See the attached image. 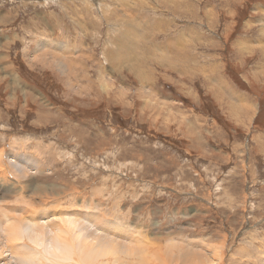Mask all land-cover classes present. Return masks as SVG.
Returning a JSON list of instances; mask_svg holds the SVG:
<instances>
[{"label": "rangeland", "instance_id": "rangeland-1", "mask_svg": "<svg viewBox=\"0 0 264 264\" xmlns=\"http://www.w3.org/2000/svg\"><path fill=\"white\" fill-rule=\"evenodd\" d=\"M0 166V226L83 214L129 264H264V0H0Z\"/></svg>", "mask_w": 264, "mask_h": 264}, {"label": "bare ground", "instance_id": "bare-ground-1", "mask_svg": "<svg viewBox=\"0 0 264 264\" xmlns=\"http://www.w3.org/2000/svg\"><path fill=\"white\" fill-rule=\"evenodd\" d=\"M136 24H139L138 20ZM135 26L132 28L135 29ZM129 37H131L130 33ZM44 45L45 47L51 46L49 41L44 42ZM128 49L119 60L123 61L124 65L130 66L132 61L129 58L130 51ZM167 51L166 49L164 53ZM36 53L34 54L36 55ZM174 62L176 63L175 58ZM164 64L171 65L170 62ZM32 209H28L29 217L21 219L22 216H20L16 219L12 218L13 220L7 219L8 223L5 226H0V264H129L127 256L130 251L125 253V251H119L111 246L110 242L102 235L101 229H104L105 226L99 223L98 218L97 221H94L91 217L88 219L83 214H76V216L75 213L58 217L57 213L53 214L43 210V213L40 211L37 213L38 211ZM21 211L24 212L22 209ZM42 217L46 218L41 221ZM55 218L60 219L61 225L56 228L49 227L47 223L53 220L54 224ZM127 250L129 249L127 248ZM121 253L125 255L120 257Z\"/></svg>", "mask_w": 264, "mask_h": 264}]
</instances>
